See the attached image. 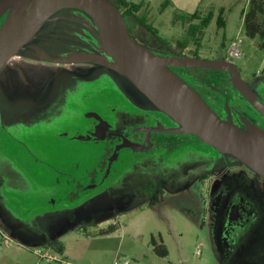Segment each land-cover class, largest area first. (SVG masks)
<instances>
[{
    "label": "rangeland",
    "instance_id": "374dc122",
    "mask_svg": "<svg viewBox=\"0 0 264 264\" xmlns=\"http://www.w3.org/2000/svg\"><path fill=\"white\" fill-rule=\"evenodd\" d=\"M248 1H203L199 14L211 12L212 21L199 36L201 46L196 55L233 63L242 80L264 97V49L259 48L257 38L245 34L243 26ZM155 6L152 3L145 15L141 10L136 15L145 19L162 43L132 16H126L127 25L157 53L177 55L175 41L184 37L187 24H181V19L172 24L173 11L168 9L159 15ZM220 9L222 29L216 23ZM232 42H237L239 56L229 55ZM194 49L188 43L183 55H193ZM14 61L11 58L0 68V124L22 137L41 139L50 127L48 119L63 110L58 107L63 100L61 86L57 80L46 81L44 75L35 80L40 74H34L33 82L27 84L30 90L24 92V86L13 80ZM59 68L75 70L71 65ZM102 73L104 70L99 69L84 80ZM125 88L141 108L157 111L130 81ZM21 91L28 99L33 98L32 108L23 109L30 101L19 99ZM20 119L27 122L18 123ZM2 140L0 132V264H37V252H56V246H61L59 254L70 264H264V186L259 180L253 181L255 178L241 163L232 167L237 162L226 154L206 156L193 146L167 157H140L132 164L134 168L129 167L91 198L73 205L50 189L58 174L50 176L43 168L23 170L21 165L28 167L30 161L19 162L7 152L8 143ZM204 150L210 153L209 147ZM203 175L206 178L201 180ZM236 192L254 201L260 215L227 259L220 237ZM158 234L168 251L166 257L156 255L150 244L151 236L157 239Z\"/></svg>",
    "mask_w": 264,
    "mask_h": 264
},
{
    "label": "flooded vegetation",
    "instance_id": "af4514ba",
    "mask_svg": "<svg viewBox=\"0 0 264 264\" xmlns=\"http://www.w3.org/2000/svg\"><path fill=\"white\" fill-rule=\"evenodd\" d=\"M112 3L119 8L126 21L125 10L116 1L112 0ZM5 17L4 15L0 19V25ZM127 31L140 45L157 53L155 48L142 41L128 25ZM97 37L96 29L85 12L73 8L60 9L12 57L15 59L13 80L24 86V92L26 89L30 90L27 84L33 82L34 74H40V78L34 79L40 80L44 75L46 81L57 80L61 86L59 91L63 94V103L58 105L63 110L50 121L48 119L46 123L49 122L50 127L43 131L41 139L22 137L15 130L0 124L2 143H8L7 152L19 162L30 161L28 167L21 165L23 170L43 168L50 176L58 174L57 178L55 176V185L50 189L57 195H63V202L78 205L132 167L140 157H167L179 149L198 146L206 156L216 158L218 154L195 136L165 132V129L176 127V124L164 114L143 109L130 99L125 88L128 81L116 71L92 62H64L78 52L101 53ZM177 55L193 57L179 52ZM67 65L75 70L59 68ZM38 69L44 70V73H39ZM99 69L104 70L102 75L89 81L84 80L95 75ZM170 69L193 88L221 120L230 119L242 130L246 128V120L264 130V116L233 88L229 73L198 67ZM109 72L114 73L116 80ZM251 91L264 104V97L259 96L252 88ZM24 92L17 93L19 99L30 101V104L24 105L23 109L26 110L32 108L30 106L34 104V100L28 99ZM24 122L27 121L18 120V123ZM34 122L40 125L39 122ZM208 147L210 153L204 150ZM220 163L224 164L222 160ZM238 164L240 163L232 167ZM240 166L255 178L253 181L259 180L264 186L262 177L244 164L241 163ZM60 176L64 179L62 182ZM205 178L203 175L201 180ZM153 201L157 199L151 200V205H154ZM259 215L254 201L241 192L234 193L220 237L227 259L233 254L240 237L256 224Z\"/></svg>",
    "mask_w": 264,
    "mask_h": 264
},
{
    "label": "water",
    "instance_id": "95a60500",
    "mask_svg": "<svg viewBox=\"0 0 264 264\" xmlns=\"http://www.w3.org/2000/svg\"><path fill=\"white\" fill-rule=\"evenodd\" d=\"M85 12L98 35L99 51L78 52L64 62L105 65L130 81L176 127L165 132L193 135L215 152L226 154L264 179V130L245 121V130L217 114L171 67L206 68L229 73V80L261 115L264 104L241 79L233 63L163 55L140 45L128 33L121 11L109 0H0V68L28 43L60 9Z\"/></svg>",
    "mask_w": 264,
    "mask_h": 264
},
{
    "label": "trees",
    "instance_id": "16d2710c",
    "mask_svg": "<svg viewBox=\"0 0 264 264\" xmlns=\"http://www.w3.org/2000/svg\"><path fill=\"white\" fill-rule=\"evenodd\" d=\"M120 8L125 10L126 16H132L136 19L137 23L147 30L152 36L157 39L156 32L147 25L143 17H139L136 13L144 6L143 3H133L128 0H115ZM162 8L164 6L162 5ZM119 9V8H118ZM222 11L217 16L216 23L219 28L224 27V20L222 19ZM243 26L245 34L249 38H257L258 46L260 49H264V0H249L247 8L243 11ZM181 19V24H187L185 29V35L182 39L176 40V46L178 47L179 54L183 53V50L186 49L188 43H192L195 46L193 51V57H197L196 52L200 48L201 43L199 36L202 35V32L208 27L212 21V13L209 12L206 16L199 14V11H194L191 14L176 15L173 18L172 24H175ZM159 40V39H157ZM156 201H153L152 204H155ZM114 226L110 228L113 231ZM150 244L156 255L159 257H166L168 251L163 243L162 237L158 234L157 239L154 236H151ZM55 251L61 253V246L54 247Z\"/></svg>",
    "mask_w": 264,
    "mask_h": 264
},
{
    "label": "crops",
    "instance_id": "0c3cea01",
    "mask_svg": "<svg viewBox=\"0 0 264 264\" xmlns=\"http://www.w3.org/2000/svg\"><path fill=\"white\" fill-rule=\"evenodd\" d=\"M133 3H143L144 6L140 9L143 11L142 15H145L147 11H149L150 5L152 3L156 4V8H158L159 15L165 12L168 9L173 11V18L176 15H183V14H191L194 11H199V7L203 4L205 0H128ZM209 4V3H208ZM212 3H210V6ZM162 5L164 8H162ZM213 7V6H212ZM221 8L223 6H220ZM205 8V7H204ZM207 8V7H206ZM139 10V12H140Z\"/></svg>",
    "mask_w": 264,
    "mask_h": 264
},
{
    "label": "built area",
    "instance_id": "2783aa9c",
    "mask_svg": "<svg viewBox=\"0 0 264 264\" xmlns=\"http://www.w3.org/2000/svg\"><path fill=\"white\" fill-rule=\"evenodd\" d=\"M241 43L240 41L238 44ZM237 42H232L229 46L228 52L231 56H239L240 51L235 47ZM5 243L8 240L4 239ZM38 263L37 264H70L69 262L62 259L61 255L58 252H37Z\"/></svg>",
    "mask_w": 264,
    "mask_h": 264
}]
</instances>
